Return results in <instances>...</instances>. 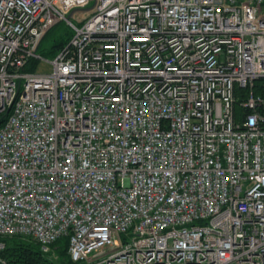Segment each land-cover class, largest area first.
<instances>
[{
    "label": "built area",
    "instance_id": "1",
    "mask_svg": "<svg viewBox=\"0 0 264 264\" xmlns=\"http://www.w3.org/2000/svg\"><path fill=\"white\" fill-rule=\"evenodd\" d=\"M6 111L0 238L68 237L76 264H264V0H0Z\"/></svg>",
    "mask_w": 264,
    "mask_h": 264
},
{
    "label": "trees",
    "instance_id": "2",
    "mask_svg": "<svg viewBox=\"0 0 264 264\" xmlns=\"http://www.w3.org/2000/svg\"><path fill=\"white\" fill-rule=\"evenodd\" d=\"M66 40L56 41L53 44V53L55 54ZM36 62L33 63V66ZM6 111L0 114V125L8 116ZM6 244L3 251L0 252V264H76L69 254V238L62 237L51 246L50 252H44L41 245L33 238L13 235L10 237L0 238Z\"/></svg>",
    "mask_w": 264,
    "mask_h": 264
},
{
    "label": "rangeland",
    "instance_id": "3",
    "mask_svg": "<svg viewBox=\"0 0 264 264\" xmlns=\"http://www.w3.org/2000/svg\"><path fill=\"white\" fill-rule=\"evenodd\" d=\"M71 34V29L68 26L66 21H63L56 26H54L44 37L39 47L38 52L42 55V57L51 59L54 56L53 53V44L56 41L66 40V38ZM37 70L39 72H50L51 65L41 61Z\"/></svg>",
    "mask_w": 264,
    "mask_h": 264
}]
</instances>
